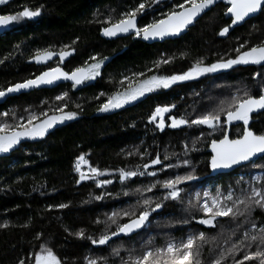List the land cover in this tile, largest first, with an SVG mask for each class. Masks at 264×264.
Listing matches in <instances>:
<instances>
[{
    "label": "trees",
    "instance_id": "16d2710c",
    "mask_svg": "<svg viewBox=\"0 0 264 264\" xmlns=\"http://www.w3.org/2000/svg\"><path fill=\"white\" fill-rule=\"evenodd\" d=\"M141 2L145 8L137 15L138 26L162 18L182 0H5L0 5V15L16 14L23 6L33 10L43 6L38 16L22 18L0 31V89L60 64L55 57L61 50H73L61 64L67 71L93 63L90 57L104 61L98 76L75 88L66 83L52 89H36L0 104V123L10 125L20 122V117L26 118L29 112L59 115L54 110L61 105H66L64 111L77 113L73 119L56 123L43 137L22 138L8 152H0V264H19L21 260L34 264L33 254L41 250V244L51 248L62 264H88L89 259H96L97 264H121L129 253L141 254L150 237V246L158 248L169 238L179 242L199 232L206 233L211 242L201 250L208 262L220 247L230 246L245 230H251V222L257 227L264 224V209L254 208L247 220L243 216L236 220L223 217L218 218L214 227L203 225L199 219L204 214L195 199V193L201 195L207 183L216 179L223 191L232 188L235 196L247 194L253 185H264V157L242 166L243 178L239 177L243 169L211 177L209 144L226 132L224 116L221 115V124L215 130L191 124L170 127V117L193 120L220 107L221 101L227 108L233 96H243L245 91L260 95L264 88V66L234 65L145 93L120 108L98 110L109 96L123 93L129 82L134 85L153 74H180L201 58L204 64H212L235 58L240 45H244L242 50L260 45L264 42V8L227 36L219 35L220 29L231 23L225 17L228 5L223 3L203 15L180 38L149 44L134 33L112 37L103 34V28ZM37 50L56 55L37 63L31 59ZM169 57L172 58L169 63L154 67L156 61ZM134 73L144 76L135 77ZM124 77L129 82L122 83ZM61 93L67 96L56 100ZM158 105H175L165 117L163 129L156 126L158 120L148 119ZM250 127L264 133V111L253 117ZM243 129V124H233L231 136H240ZM81 155L86 161L84 168L89 171L98 168L101 174L77 183L79 173L75 171V163ZM157 155L159 165L142 167ZM185 160L189 164H184ZM138 166L140 171L156 175L119 179V169L136 171ZM256 171H261L259 183L253 179ZM186 174L194 179L178 185L182 188L180 199L163 200L165 189L159 186L150 192L142 191L156 181ZM97 180L111 183L98 186ZM97 196L101 199H96ZM148 197L153 199L152 208L157 200H161V207L150 214L143 228L104 245L91 242L89 238L116 231L117 225L108 219L113 212L138 215L144 207L139 202ZM60 204L66 207H56ZM129 218L121 214L118 223H127ZM230 230H235L236 235L225 244ZM81 231L83 237L76 235ZM113 248L120 249L119 255L113 254ZM250 250L256 251L255 246ZM243 251L236 253L237 259ZM227 264H232L231 258Z\"/></svg>",
    "mask_w": 264,
    "mask_h": 264
},
{
    "label": "snow or ice",
    "instance_id": "6c2138e0",
    "mask_svg": "<svg viewBox=\"0 0 264 264\" xmlns=\"http://www.w3.org/2000/svg\"><path fill=\"white\" fill-rule=\"evenodd\" d=\"M5 0H0L4 3ZM155 2V0H153ZM215 0H182L181 3L174 6V9L162 16V18L154 19L150 23L143 26H138L137 15L144 11L145 4L141 2L136 8L131 9L127 13L122 14V18L115 23H110L108 27L102 29L105 36H116L118 33H134L136 37H143L147 40L149 38H164L169 35H176L186 29L194 19L197 18L205 9L213 5ZM228 6L226 13L230 14L231 24L225 25L219 31L220 36H225L229 29L243 21L250 14L257 12L264 8V0H227ZM43 6L36 7L34 10L28 6H23V10L13 15H0V26L8 25L9 23L16 22L22 18L36 17L41 13ZM111 18H109L110 20ZM67 49V46H65ZM244 45H240L236 49L237 55L235 58L222 59L212 64H204L203 59L196 61L187 71L180 74H173L169 76L164 75H150L147 78L139 79L134 85L129 82L128 77H124L123 82H129V87L123 93H114L109 96L104 104L100 106L99 111H108L122 107L131 101L143 96L145 93L154 91L156 89L169 88L172 84L178 81L189 80L198 77L204 73L216 72L219 69H228L238 64H262L264 63V42L260 45H253L247 50H242ZM71 49L61 50L58 55L61 60L70 55ZM56 53L52 51L37 50L36 54L31 57L37 63H43L49 60ZM181 55H184L183 53ZM93 63L87 64L84 67H76L71 72H65L61 67L57 66L49 68L40 73L34 79H26L21 83L10 85L7 88L0 89V97H4L7 93L16 92L21 89H29L39 87L43 84H51L59 79L72 81V87L75 88L82 82L93 79L100 74L103 59L97 60L96 57H90ZM172 58L161 59L154 63V67L158 68L161 63H169ZM151 71V70H149ZM135 77H143V73H134ZM259 75V74H254ZM67 93H61L56 97V100H63ZM221 106L213 111L205 112L198 115L193 120H188L183 116L170 117V127L177 128L181 125H205L215 130L221 124V115L224 116V124H230L233 121H243L244 129L243 135L236 139H229L227 132L223 133L221 139H214L211 141L212 156L210 165L212 169L230 168L233 165L239 164L242 161H249L250 158L256 154H264V133L256 134L249 127V115L256 110H264V88H261L260 95L253 96L247 91L243 96H233L232 103L228 104L227 108ZM66 105H61L55 112L59 115L49 116L46 112L36 113L29 112L28 116L20 117V122L10 125L8 123H0V152H8L15 145H17L22 138L43 137L46 132L52 128L57 122L73 119L77 113L64 111ZM175 105L157 106L152 114L149 116V121H157V127L163 129L165 127L164 113L169 112ZM2 115H8L3 113ZM14 115V114H13ZM131 155V153H129ZM143 155V154H141ZM167 159V157H165ZM84 156H78L75 163V171L79 173L77 183L81 181L93 179L101 174L100 169L90 168V173L81 171V165L85 163ZM161 163L159 155L155 159H150L148 164L142 167L148 169L149 165H159ZM184 164H189V161H183ZM165 167H171L166 165ZM105 172L107 169L104 170ZM150 175L155 176V172L140 171L139 166L136 171H126L119 169V179L124 181L130 177L137 175ZM194 177L191 174L184 176H176L174 178L165 179L163 181H156L142 191L150 192L152 188L159 186L165 189L163 200L180 199L182 188L179 187L182 182L192 180ZM257 183L260 182L261 177L253 178ZM111 183L110 180H97V185ZM137 191H141L137 189ZM96 199H101L97 196ZM197 207L204 215L199 219V223L203 225L215 226L218 218L228 217L232 220L243 216L245 220L251 214L254 208L264 209V185L260 187L251 186L247 194L235 196V193L229 188L227 195H223L221 190L217 188L216 194L212 195L208 191L203 194V201H201L200 193H195ZM143 210L138 215L130 213L129 211L113 212L108 218L112 223L116 224V231L106 232L99 238H89L93 244L104 245L111 237L118 234H131L136 230L145 226L149 216L156 209L161 207V200L155 202V208H152V197L143 199ZM190 205L192 201L188 202ZM49 207H53L49 205ZM56 207L64 208L66 205L60 204ZM130 217L127 223H118L120 215ZM134 217V218H132ZM187 223V221H183ZM239 228V225H237ZM40 234H37L39 238ZM76 235L83 237L84 233L78 232ZM236 235L235 230H230L229 237L224 241L225 244ZM151 240L144 245V250L139 255H132L129 253L127 260L121 261V264H227L229 258L232 259V264H246V262L258 261V264H264V224L257 227L255 222H251V230H245L243 234L231 243L228 247H220L218 254L210 261L206 262L202 255L201 250L205 244L210 245V240L207 238L206 233L199 232L198 234H189L186 238L177 242L174 238H169L165 245L153 248L151 247ZM215 240V237L212 238ZM255 246L256 251L250 249ZM41 250L35 252L34 264H61L60 258L55 252L44 244L40 245ZM244 250L239 259L236 258V253ZM213 249L209 247V251ZM113 254L119 255L120 249L113 248ZM19 264H25L24 260L19 261ZM88 264H97L96 259H89Z\"/></svg>",
    "mask_w": 264,
    "mask_h": 264
},
{
    "label": "water",
    "instance_id": "95a60500",
    "mask_svg": "<svg viewBox=\"0 0 264 264\" xmlns=\"http://www.w3.org/2000/svg\"><path fill=\"white\" fill-rule=\"evenodd\" d=\"M219 3H223V4H225V5H228V3H227V0H215V3L213 4V5H211V6H209L207 9H205L197 18H195L194 19V21H193V23H191L186 29H184V30H182L181 31V33H179V34H176V35H169V36H166V37H164V38H149V39H147V40H145V39H143V37L141 36V40L142 41H144V42H146V43H149V44H152V43H156V42H163V41H166V40H170V39H176V38H180L181 36H183L184 34H186L187 33V31H188V29L189 28H191L192 26H194L195 24H196V22L203 16V15H205L206 13H208L209 11H211V9L212 8H214L215 6H217ZM1 4H3V3H0V5ZM228 6H230V5H228ZM263 9V8H262ZM262 9H260V10H258L257 12H255V13H252V14H250L248 17H246L243 21H241V22H239L238 24H236V25H233L230 29H229V32L231 31V30H233L234 28H236V27H238V26H241V25H243L247 20H249V19H252V18H254V17H256V16H258L260 13H261V11H262ZM225 17L227 18V19H231L230 18V14H227L226 12H225ZM231 24V23H230ZM228 32V33H229ZM227 33V34H228ZM118 34H121V33H118ZM227 34L225 35V36H227ZM254 65H258V66H264V63H262V64H254ZM57 66H59V67H61L65 72H71V71H67L62 65H56V66H54V67H57ZM54 67H52V68H54ZM47 70V69H46ZM46 70H44V71H46ZM44 71H42V72H44ZM41 72V73H42ZM40 74V73H39ZM38 74V75H39ZM37 75V76H38ZM36 77V76H35ZM35 77H33V78H30V79H34ZM18 83H21V82H18ZM66 83H70V84H72V81H70V80H65V79H59V80H57V81H55V82H53V83H51V84H43V85H41V86H39V87H33V88H29V89H21V90H19V91H16V92H11V93H7L4 97H0V104H3V103H5L10 97H13V96H18V95H20V94H22V93H29V92H32V91H34V90H36V89H43V88H49V89H52V88H55V87H57V86H59V85H61V84H66ZM83 83V82H82ZM258 97V96H257ZM170 111V110H169ZM264 110H256V111H253L252 113H250V115H249V124H248V127L253 131V132H255L256 134H259V133H257L253 128H251L250 126H251V124H252V120H253V117L255 116V115H258V114H260L261 112H263ZM168 113L169 112H166V113H164V119H165V117L168 115ZM233 122H235V125L236 124H243V121H233ZM233 122H231L230 124H228L227 125V129H226V132H227V134L229 135V139H236V138H238V137H232L231 136V127H232V125L234 124ZM243 135V134H242ZM242 135H240V136H242ZM222 138V137H221ZM221 138H219V139H221ZM216 140H218V139H216ZM211 142H210V144H209V153H210V158H209V169H210V173H209V175L211 176V177H214V176H218V175H222V174H229V173H232V172H234V171H236L238 168H241L242 166H244V165H247V164H249V163H252V162H255L256 160H258V159H260V158H262V157H264V154H260V153H258V154H256L254 157H252V158H250V160L249 161H242V162H240L239 164H236V165H233L232 167H230V168H218V169H212L211 168V165H210V160H211V156H212V149H211ZM147 223V222H146ZM143 228V227H142ZM139 230V229H138ZM138 230H136V231H138ZM122 235H125V234H118L117 236H115V237H111L110 238V240H112V239H114V238H117V237H120V236H122ZM109 240V241H110Z\"/></svg>",
    "mask_w": 264,
    "mask_h": 264
},
{
    "label": "rangeland",
    "instance_id": "374dc122",
    "mask_svg": "<svg viewBox=\"0 0 264 264\" xmlns=\"http://www.w3.org/2000/svg\"><path fill=\"white\" fill-rule=\"evenodd\" d=\"M12 23H9L8 25L0 26V31L3 30L4 28L10 27L12 25ZM68 56H66L63 60L60 59L59 55L56 56L55 59H59V63H60V64H57V65H61ZM241 169H243L242 172H241ZM81 171H83V172L88 173L89 175H91L90 171L88 169L84 168V163L81 165ZM236 171L241 172V174L239 175L240 178H243L244 177V175H245L244 174V172H245V169L244 168H238ZM259 176H261V171H256L253 174V178L254 177H259ZM217 188H219L221 190V192H222L223 195H225V196L227 195L228 191L227 192L223 191L222 188H221L220 180H217L216 179V180H213V181L207 183V185L203 189L202 194L200 195L201 196V201L200 202L202 203V201H203V194H204L205 191H208L210 194L215 195ZM232 191H233V189H232Z\"/></svg>",
    "mask_w": 264,
    "mask_h": 264
},
{
    "label": "flooded vegetation",
    "instance_id": "af4514ba",
    "mask_svg": "<svg viewBox=\"0 0 264 264\" xmlns=\"http://www.w3.org/2000/svg\"><path fill=\"white\" fill-rule=\"evenodd\" d=\"M235 124V122H233ZM228 125V124H227ZM244 125V124H243Z\"/></svg>",
    "mask_w": 264,
    "mask_h": 264
}]
</instances>
